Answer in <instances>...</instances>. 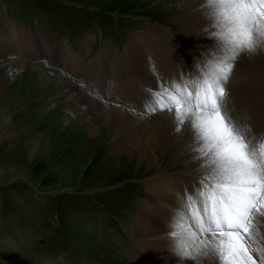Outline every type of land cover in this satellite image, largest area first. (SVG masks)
<instances>
[{"label": "rangeland", "instance_id": "1", "mask_svg": "<svg viewBox=\"0 0 264 264\" xmlns=\"http://www.w3.org/2000/svg\"><path fill=\"white\" fill-rule=\"evenodd\" d=\"M184 10L180 1L171 0H0V34L12 23L38 41L47 36L54 48L63 45L78 56L84 53L82 59L88 65L101 48H117L118 56L124 52L127 38L137 31L150 35L152 26L165 27L175 53L192 54L189 44H201L185 26ZM43 52L22 57L27 64L20 62L19 67L0 59V86L14 102L4 110L5 120H0V139H6V143L0 140V250L4 251L0 264H136L131 250L119 241H138L131 225L141 217L142 203L149 199L148 180L142 181L154 173L152 179L186 174L188 168L176 147L160 158L162 168L157 171L134 163L128 153L120 152L116 133L99 136L98 130L88 132L90 123L98 127L103 122L79 113V108L88 113L87 105L63 103L66 93L87 99V92L104 100L106 110L123 111L128 119L143 124L155 115L143 114L149 87L123 88L105 64L87 77L85 70L68 67L52 53L47 56ZM0 56L20 58L1 51ZM194 64L190 57L183 66L175 58L164 61L157 57L147 68L153 79L168 81L185 74L186 65ZM241 64L239 61L229 89ZM25 65L44 66L57 81H48L38 69L20 68ZM105 89L109 94L114 89L123 96H135L137 102L118 96L105 100ZM174 128L172 121L168 126L158 125L157 131L176 133ZM263 134L264 125L250 133L258 140ZM32 138L34 146L30 145ZM194 182L197 185V177ZM185 196L176 195V205L164 207L170 217L183 207ZM170 250L153 248L155 261L142 260V264H180V258L171 257Z\"/></svg>", "mask_w": 264, "mask_h": 264}, {"label": "snow or ice", "instance_id": "2", "mask_svg": "<svg viewBox=\"0 0 264 264\" xmlns=\"http://www.w3.org/2000/svg\"><path fill=\"white\" fill-rule=\"evenodd\" d=\"M211 68L146 88L144 115L167 112L179 132L190 126L193 158L204 174L170 219L180 264H264V138L256 140L229 107L231 80L242 56L264 52V0H202Z\"/></svg>", "mask_w": 264, "mask_h": 264}, {"label": "bare ground", "instance_id": "3", "mask_svg": "<svg viewBox=\"0 0 264 264\" xmlns=\"http://www.w3.org/2000/svg\"><path fill=\"white\" fill-rule=\"evenodd\" d=\"M171 1H180L181 5L185 7V26L190 31L193 39H196L201 44V46L189 44V46L193 47L192 54L189 51H185L184 53L178 52L176 54L169 37L171 33L164 29L165 27L156 29V27L152 26L150 31L153 33L150 35L137 31L134 35L129 36L122 54L117 56V48L114 51L106 46L105 49L101 48L98 57L87 65L86 60H84L86 62L84 63L82 59L84 53H80L78 56L74 54V51H70L63 45L54 48L47 36H42L39 42L35 38L33 39L26 31L24 32L15 26L14 28L12 23H9V26L5 25L4 30L0 34V51L1 54L11 53L18 55L20 58L16 57L15 60H8L4 56H0V59H5L3 62L9 61L12 67H19L20 62L27 64L26 60H21L22 57L30 58L44 50L43 53L45 55L49 56L48 53H52L57 60H61L68 67L72 66L80 72L85 70L87 77H91L95 70L105 64L109 69L113 70L115 80L123 88H143L145 85L149 88H156L159 81L158 79H153L154 77L150 75L147 64L157 57L164 61L175 58L176 62L181 66L185 64L187 57H190L191 61L194 59V66L186 65L185 76L196 74L200 65H203L205 69L211 68L207 54L209 49L215 47L216 42L209 34L213 31L212 22L206 19L203 14L201 8L202 0ZM204 61L207 63H204ZM240 63H242L240 74L234 79L235 83L229 89L231 94L229 107L232 110V115L241 124H247L251 130L258 131L264 125V95L262 94V89L264 88V52L252 56H242ZM28 67L43 72L50 82L57 81L49 73H46L44 66L25 65L20 68L28 70ZM34 70L31 71L35 74ZM175 77L173 76L171 79H180L181 76ZM111 91V96H118L129 103L137 102L135 96H123L121 92L115 93L114 89H111ZM82 92H85L84 89H82ZM105 93L107 96L102 97L105 100H110L111 96L108 95L109 93L106 89ZM86 95L88 96L87 99L77 93H66V100H63V103L74 106L78 104L87 105L89 108L88 113L82 110V108H79V113L81 115L85 113L92 119L103 122L97 127L91 126L89 121V131L86 128L87 131L98 130L97 134L99 136L106 135L109 132L116 133V141L122 149L120 152L128 153L134 159V163L141 164L145 168L148 166L156 167L155 171H157L162 168L160 158H165L170 147H176V153L182 156L181 160L188 168L186 174H170L165 175L161 179H152L156 173L149 176L145 175L146 177L142 182L144 183L148 180L146 188L149 199L144 200L142 203L143 212L141 217L135 218L131 225L134 228L136 236H138V241L135 244L126 243L121 239L119 241L124 248L131 250L132 258L136 261V264H142V260L155 261L151 249L158 247L170 248V256H177L171 247V238L169 236L171 217L166 213L164 207L176 205V195L194 191L195 187L199 186L200 177L204 174L200 162L193 158L192 148L195 145L190 126H185L182 131L176 133L159 132L157 131L158 125L168 126L174 121L167 112L155 113L154 120H147L142 124L136 122L133 117L128 119L127 117L129 116L123 111L117 110L113 112L108 108L106 110L104 100L96 99L87 92ZM12 103L14 102H11L8 97L6 98L4 90L0 86V120H5L3 112L10 109ZM255 139L258 141L257 137ZM0 140L2 143H6V139ZM94 141L90 142L94 144ZM30 145L34 146L33 138L30 141ZM140 168L142 167L140 166ZM196 177L197 185L194 182ZM149 210L153 211L148 213L144 218ZM133 245L139 250L136 251L132 247ZM141 247L149 248L150 250L140 249ZM141 250L144 252H139ZM189 264L191 263L189 262ZM200 264H216V260L214 258H201Z\"/></svg>", "mask_w": 264, "mask_h": 264}, {"label": "crops", "instance_id": "4", "mask_svg": "<svg viewBox=\"0 0 264 264\" xmlns=\"http://www.w3.org/2000/svg\"><path fill=\"white\" fill-rule=\"evenodd\" d=\"M3 252H4V251H2V248H1V250H0V254H2V255H3ZM18 257H20V256H18Z\"/></svg>", "mask_w": 264, "mask_h": 264}]
</instances>
